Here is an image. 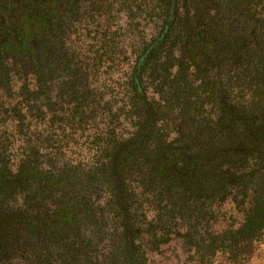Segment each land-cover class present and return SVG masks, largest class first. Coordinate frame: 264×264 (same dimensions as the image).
Here are the masks:
<instances>
[{
    "label": "trees",
    "instance_id": "16d2710c",
    "mask_svg": "<svg viewBox=\"0 0 264 264\" xmlns=\"http://www.w3.org/2000/svg\"><path fill=\"white\" fill-rule=\"evenodd\" d=\"M116 4L140 40L130 133L94 166L0 154V264H249L264 249V0H0V66L28 59L34 83L60 72L76 93L71 28H94L101 56ZM83 93L64 114L94 112Z\"/></svg>",
    "mask_w": 264,
    "mask_h": 264
},
{
    "label": "rangeland",
    "instance_id": "374dc122",
    "mask_svg": "<svg viewBox=\"0 0 264 264\" xmlns=\"http://www.w3.org/2000/svg\"><path fill=\"white\" fill-rule=\"evenodd\" d=\"M79 4L77 2L76 7ZM65 6V3H60L62 18ZM111 10L118 30L104 37V42L111 38L112 44L105 43L108 47L101 56L92 52L100 40L94 35V28H88L87 34L82 32L83 22H75L71 28L76 29L79 36L76 32L70 35L74 43L67 54L71 66L65 80L69 79L76 87V93H67L64 86L61 89L60 72L53 73L42 87L34 83L26 67L31 62L28 59H5V66H0L5 69V78L0 82V154L11 166L24 153H36L39 169L55 171L64 163L74 166L80 162L84 166H94L105 156L108 147L125 138V133H130L131 128L124 120L121 124L118 119H123L126 112L129 94L126 81L138 52L134 43L140 40L136 38V32L124 28L128 22L124 9L116 4V7H110ZM104 11L97 9L92 23H108L109 16ZM81 33L86 39L80 37ZM60 58L63 59L59 61L62 65L64 55ZM81 92L87 95L89 102L85 110L94 112L87 114L81 108L80 119L71 118V114H64L67 109L64 98L71 94L74 100L76 95H82ZM46 162L54 164V168L46 167ZM14 200L11 203L16 205ZM248 263L264 264V249L257 259L253 257Z\"/></svg>",
    "mask_w": 264,
    "mask_h": 264
}]
</instances>
